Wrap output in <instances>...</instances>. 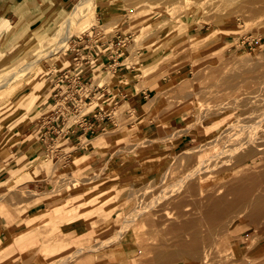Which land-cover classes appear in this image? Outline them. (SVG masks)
I'll use <instances>...</instances> for the list:
<instances>
[{"label":"rangeland","instance_id":"obj_1","mask_svg":"<svg viewBox=\"0 0 264 264\" xmlns=\"http://www.w3.org/2000/svg\"><path fill=\"white\" fill-rule=\"evenodd\" d=\"M61 1L48 0L46 3L44 0L37 3L36 11H28L27 24H39L23 29L19 37L3 47L0 64L18 44H26L29 55L40 49V41L50 38V32L58 27L78 0ZM94 1L92 9L76 23L77 29L82 28L74 33L66 49L57 55L43 57L34 73L31 70L17 80L14 83L17 91L5 103V115L0 123V205L9 211L10 218L2 215L7 225L0 229V264H80L82 257H88V264H146L151 254L152 238L162 237L163 241L160 240L163 243L170 241L171 244L178 237V233L174 235L167 229V233L162 231L165 225L160 226L159 223L164 222L165 215H181L187 207L199 214V205L203 201L198 195V188L200 191L205 189L204 193L208 190L212 196L231 199V193L225 188L229 180L234 181L233 178L245 168H251L253 174L252 167L263 163V160H259L252 164L254 160L247 157L244 163L236 165V157L243 155L247 149L238 151L233 157L228 152L230 148H236L242 142L240 138H245L254 127H257L256 138L259 137V144H262L258 148H264V121L260 122L264 104L256 102L255 98L252 101L256 102L255 105L250 103L252 96L264 94V89H261L264 87L263 10L245 13L247 8L235 2L225 1L224 4V0H206L208 4H205V0H192L193 5H190L193 3L191 0H168L171 3L149 0L151 4L146 3L147 6L144 2V6L142 3L137 5V0ZM226 5L230 8H226ZM99 12L110 19L99 20ZM95 27L99 35L96 37L93 34V41H105L119 30L125 39L122 46L124 55L119 59L118 66L133 68L137 78L143 77V81L137 85L138 91L145 88L153 90L149 98L140 104V110L132 109L126 102L114 106L112 97L107 99L104 105L113 108L111 112L115 126L98 133L89 142L94 148L78 152L69 162L62 159L56 161L51 150H48L46 155L39 153V157L32 162L27 152L18 154L16 142L29 134L27 130L40 115V107L43 109L48 105H42L49 98L47 73L68 67L72 42L86 38L85 35L92 34ZM128 34L130 38L126 37ZM7 36L5 32L0 37V51ZM234 57H238V61ZM34 77L37 79L35 85L40 87L31 110L13 108L22 97L27 102L25 98L31 91ZM114 81V76L105 72L95 76L94 84L104 86ZM175 85L178 88L176 92L173 89ZM111 92L113 97L117 93ZM95 105L96 101L92 100L88 105H79L78 109L83 112L93 109ZM253 105L257 107L254 109ZM128 112L130 114H126ZM249 115H253V118L251 116L247 120L245 117ZM141 116L144 120L136 118ZM76 119L79 117L72 121ZM148 123L157 124L160 130L169 131L168 134L174 133L168 139L166 135L145 136L143 128ZM184 135L196 142L177 152L161 151L160 145L171 146L176 141L174 137L179 139ZM99 136L104 140L97 147L95 138ZM28 140L32 141V137ZM62 145L57 143L55 148ZM188 151L194 152L189 157L195 156L196 159L180 160ZM197 160H205L203 170L207 172H200L197 179L195 176L191 183L189 181L193 187L187 184L175 195L174 191L184 173H188L191 167L193 169ZM221 160L224 163L228 161L222 165ZM42 171L47 183L43 191L37 193L27 188L24 183L28 180H42ZM132 171L141 173V176L132 177L129 174ZM149 173L153 175L146 178ZM257 179L262 180L255 189L250 190L249 195L251 198H264V177ZM41 201H45V204L40 209H33ZM154 201L161 204L145 213V216L149 214L146 219H152L148 225L136 226L143 224L136 220L123 233L120 231L123 219L139 209L148 208L149 203ZM238 216L222 219L213 229L211 227L214 225L207 228L205 219H189L192 223H186L188 219H183L184 222L182 218L178 219L177 222L186 223L191 228V225L201 222L198 226L200 230L195 229L198 230L195 234L201 235L200 252L192 258L179 255L172 260L173 263H169L264 264V217L252 220ZM184 233H179L183 240L187 237L184 235L188 234ZM22 236H33L37 249L17 255L14 244ZM245 236L248 237L246 240ZM240 241L244 243L239 244ZM77 249L83 253L73 259L67 257ZM176 250L175 246L170 247V251ZM206 250L211 254H206ZM201 252L206 255L204 261ZM115 253L117 257L113 255ZM151 260L149 257L148 262Z\"/></svg>","mask_w":264,"mask_h":264},{"label":"bare ground","instance_id":"obj_2","mask_svg":"<svg viewBox=\"0 0 264 264\" xmlns=\"http://www.w3.org/2000/svg\"><path fill=\"white\" fill-rule=\"evenodd\" d=\"M148 1L149 0H137V2H138L137 5H139V3L144 2L145 6H147L146 3H148ZM150 1L152 2L153 0H150ZM160 1H162V0H159V2ZM166 1H168V0H166ZM175 1L176 0H174V2ZM195 1H197V0H195ZM198 1H201V0H198ZM225 1L229 2V3L235 2V4L238 3V4L241 5V7L243 6V7L247 8V11H245V13L248 12V11L249 12L250 11H252V12L256 11L257 13L262 11V10L264 11V0H224V2H223L224 4H225ZM94 2H95L94 0H78L76 3H74L72 8L70 9L69 13L67 14V16H65L64 19L59 23L58 27L55 30L50 32V34H49L50 38H48L47 40L40 41V45L41 46H40V49H38V51H36V53L29 55V52L26 51V44L25 45L18 44V45L13 47V49L10 52L9 56H7L6 59L3 61V63L0 64V123L2 121V118L5 115V114H3V112H4L3 110L6 108L5 103L15 93V91H17V90L14 89V83L17 80L19 81V79H21L25 75L29 74V72L31 70L34 73V69L37 67V65L39 64V62L41 61V59L43 57H46V56L49 57V56L57 55L58 52L63 51L64 49H66V47L68 45V42L72 39L74 33L76 34L82 28L81 27L80 29H77L76 28V23L78 22V20L80 18H82L84 15H86L92 9V5H93ZM168 2H170V1H168ZM192 2L193 3L190 4V5L194 4V1H192ZM204 2H205V4H208V3H206V0ZM210 2H212V1H210ZM217 2L218 1H216V4L218 5ZM144 3H142L141 5L144 6ZM154 3H155V1H154ZM180 3H181V1H180ZM187 3H188V1H186V4ZM199 3H201V6H203L202 2H199ZM229 3H228V5H229ZM132 4H134V3H132ZM186 4H184V5H186ZM229 6L226 5V8L229 7ZM233 7H234V4H233ZM124 8H126V6ZM242 8H240V9H242ZM233 9L235 10V8H233ZM240 9L238 8L237 10H240ZM254 14H256V13H254ZM24 26H25L24 22H19L18 25L14 26L11 29L10 33H9V36H8L9 40L4 46H8L9 42H12L11 38L16 36V34H17V32L19 30H23ZM3 47H2V50L0 51V57H1V54H2V51H3ZM234 58H236V57H234ZM237 58L235 60H237ZM246 59H248V58H246ZM244 60L245 59H243V61ZM251 60H253V59H251ZM256 78H257V76H256ZM33 79H35V81H33L31 83V85H30L31 91L28 94L26 93L27 96H26L25 99H27V102H25L24 97H22L21 99H19V100H17L15 102L13 108L23 107V109L27 110L28 112L31 110V108L33 107V105L37 101L38 91H39L38 88L40 87L39 85H35L37 79L35 77ZM175 82H177V80H175ZM46 84H45V86H46ZM24 85H25V83H24ZM261 87L262 86L260 85V88ZM261 89H264V87H262ZM248 95H249V97H251L250 93H248ZM259 96H260V99H259ZM259 96L258 95L252 96L251 99L248 97L250 99V103H252L253 99L255 98L256 102H259L261 105L264 104V94L263 95L260 94ZM255 101H254V103H256ZM254 103H252V104H254ZM258 104H256L258 107H262V106H260ZM254 105L252 107H254ZM256 107H254V109ZM251 116L253 118V115L246 116L245 118L247 120H250ZM260 116H261V118H260L261 121L260 122L264 121V113H262ZM257 123L258 122H256V124ZM256 128L257 127H254L252 129H250L249 130L250 133L246 137L243 136L245 138H240L241 141H242L241 142L242 144L241 143L240 144L242 146H239L240 144H238L239 147L238 146L236 148L232 147V145L234 146V144H237V143L240 142V140H238L237 143H234V144L231 145L232 148H230L228 152H229V155L231 157H233L235 154H238L237 153L238 151H242L243 149H247L246 151L244 150L245 152L243 153V155L239 154L236 157V161H237L236 165H239V163H244L243 160H244V158H247V157H250V158H252L254 160L252 162V164L255 163V162H258L259 160H263V163L260 166L256 164L255 166L252 167V170L254 172L253 174L250 172L251 168H245V169L242 170V172H240L239 174H237L236 177L233 178L234 181L233 180L232 181L229 180V182H231V183L228 182V185L226 184L225 188L228 191V193L229 192L231 193V195H232L231 199L224 200L221 197H216V195L212 196L211 193H208L209 192L208 190H207V192H206L207 194H206V193H204L205 189H204V191H202V190L200 191V189L198 188V190H199V191H197L199 193L198 195H199V197L202 198L201 200L203 201V204L199 205L200 206L199 207V209H200L199 210V214H195V213H193V211L188 210V207L186 206L187 208L184 211L185 213H182V214L180 213L181 215H179V214H173L172 216H166L165 215V219L163 220L164 221L163 223H159V219H158V223H159L160 226L162 224H163V226L165 225V227H164V229H162V231L164 230L165 233H167V232L171 233L172 232V233H174V235H177V233H178V235H177L178 237H176L177 238L176 241L171 242V244H170V241L166 242V244H165V242L163 243L162 242L163 241L162 237L160 238L162 241L158 238L160 240V242H158L159 240L157 238H155V237L152 238L153 240L157 239L158 241L156 240L155 242H153V240H152L153 243L151 242V246L149 245L150 246L149 253L151 252V254H150L151 256L149 255L147 259L149 261V257H150V260L151 259L152 260L150 261V263L148 261L145 262L146 264L147 263L152 264L153 262H156V264H168L169 261L173 263L172 260H174L176 257H179V255L188 256V257H191V258H192V256H195L196 253L198 255V252H200L198 250V248H200V239H201L200 236L201 235L200 236L196 235L195 233L198 230H195V229L197 228V229L200 230V228L198 226H199V224H201V222L199 224H197V222H196L197 226H196V224H193V225L196 226V227L194 226V229H193V225H191L192 228L189 227L190 225H188V227H189L188 228L185 224L187 222H189V223L191 222V221H189V219H192L193 221H195V219H200V220L205 219V222L208 223L207 224V228L209 227V225H210V227L214 225L213 227H211L213 229L218 223H220L222 221V219H226V218H228L230 216L232 217L234 215L235 216L239 215L238 217H240L241 219H242V217L243 218L246 217V218L252 219V220L253 219L254 220L255 219H262V217H264V209H263L264 208V198H262V196L251 198L250 195H249L250 190L255 189V186H258L260 184V181L262 180V179H260V181H259V179H257V178L260 177V176H262V178L264 177V148H262V149L258 148V146H262V144H259L261 142V141L258 140L259 137H258V139L256 138V136H257V134L255 132ZM263 135H264V133H263ZM263 135H262V137H263ZM95 139H96L95 140V144L97 145V147L100 146V144H102V141L104 140L101 136L96 137ZM242 139H244V140H242ZM263 140L264 139H262V141ZM192 153H194V152H189V151L185 152L184 156H182L181 158L179 157V158H180V160H184V159L192 160L195 157V156L193 158L189 157L190 155L193 156ZM258 155H259V157L256 158V156H258ZM216 157H217V155H216ZM216 157H215V159H216ZM194 159H196V158H194ZM228 159H229V157H228ZM180 160H178V161H180ZM218 161H219V158H218ZM231 161H232V158H231ZM76 163H78V162L76 161ZM76 163H74V164H76ZM204 163H205V160H201V161L197 160V163L194 164L193 169L191 167V169H190V171H188V173H184L183 179L181 181H179V183H178L179 185L177 184L178 188L174 191L175 195L176 194L178 195L180 193V191H181V188L187 186V184H189L190 180L195 179V176H196V179H197V177H199L198 175L201 174L200 172H207V171L203 170L204 169ZM225 163H224V161H222L221 164L223 165ZM208 164L210 166V163H208ZM221 164H219V165L221 166ZM206 165H207V163H206ZM227 165H228V163H227ZM233 165H235V164H233ZM257 166H259V169H257ZM208 169L209 168L207 166V170ZM255 170L257 171V174H255V172H256ZM190 183H191V181H190ZM189 185H192V184H189ZM192 187H193V185H192ZM190 189L192 191V188H190ZM190 189H188V190H190ZM201 189H203V188H201ZM207 189H209V187ZM191 191H189V192H191ZM191 193L194 194L193 191ZM168 197H170V195ZM160 198H163V197H160ZM155 201L153 203H151L152 202L151 201L149 203V205H148V208H143L142 210L139 209L134 214L130 213L125 218V220L124 219L122 220L123 228L120 231H122V233H123V231H125L127 229V226H129L131 222L136 221V220L139 221V222L141 221L143 223V224H138L136 226L142 225L140 227H145L146 225H148L147 223H149V221H152V219H146V217L149 216V214L145 216V213H147L148 210H150V212H151L157 205L159 207V204H161V203H159L160 201L159 202H155ZM191 209H193V207ZM144 216H145V218H143ZM135 217H136V219H134ZM141 217L143 219H141ZM137 218H139V219H137ZM181 218H182V220L183 219H188V220L187 221H185V220L182 221V222L185 221L186 222L185 224H182L181 221H178L179 223H181V224H178L177 220L178 219L180 220ZM155 221L156 220H154V222ZM158 223L156 221V224H158ZM151 224H152V222H151ZM151 224H149V228H150ZM153 226H156V225L153 224ZM220 227L221 226H219V229H221ZM165 229H167L166 230L167 232L165 231ZM208 229H206V230H208ZM184 232H186L188 234L184 235V234H186ZM165 233H161V234L164 235ZM179 233H184L183 235L187 236L186 239L183 240L184 237H182V238L179 237V235H181ZM161 234H160V236H162ZM166 241H168V239H166ZM36 243H37V241L34 240L33 236H22V237H19L18 239H16L15 244H14L16 246V251H18V253H19V254L17 253V255L24 254L27 251L36 248ZM167 243H169V244H167ZM203 244H204V242H203ZM171 246H173V247L175 246V248H177L178 250H176L175 252L170 251V247ZM203 248H204V246H203ZM208 248L209 247H207V249ZM202 250L204 251V249H202ZM205 252H206V254L210 253V251L207 253V250ZM81 253H83V251L81 249H77V251H73L67 257L73 259L74 256L77 257V255H79ZM202 253L203 252H201V254ZM152 254H153V257H152ZM113 255L115 257H117L116 253L113 254ZM201 256L203 258L202 260L204 261V257L206 255H204V253H203ZM195 257H197V256H195ZM177 261H178V258H177ZM153 264H155V263H153Z\"/></svg>","mask_w":264,"mask_h":264},{"label":"crops","instance_id":"obj_3","mask_svg":"<svg viewBox=\"0 0 264 264\" xmlns=\"http://www.w3.org/2000/svg\"><path fill=\"white\" fill-rule=\"evenodd\" d=\"M43 1L44 0H0V37H2V35L5 32H7L8 36H9L11 29L14 26L18 25L19 22L25 23V26L23 29L30 28V27L35 26L36 24H39V22H37L36 24L34 23L33 25L27 24V22H28L27 18L30 16V15H28V14H30V12H28V11L30 9H33V11H36V9L38 8L37 3H42ZM52 1L62 2L61 0H59V1L52 0ZM45 2L48 3V0H45ZM65 2L67 3V1H63V3H65ZM26 13H27V16H26ZM23 14L25 15V17ZM98 19L103 20V19H110V18H106L104 13L99 12ZM14 23H16V24L13 26ZM21 32H22V30H19L17 32L16 36H14L11 39H15V37H17V36L19 37ZM118 32H119V30L116 32V34H114L112 36L119 35ZM93 34L96 37L99 35V32L97 31L96 27L92 31V34H86L85 35L86 38H82V39H79V41L77 40L75 42H72L73 47L71 49H74L76 47H78V48L85 47V49L89 48L91 50L92 55L94 57L98 58V61L95 65L96 67L92 68V71L89 72V74L93 80H95L96 75H98V74L101 75L105 72H109L111 75L114 76L115 81L110 83L109 86L107 87L108 93L106 95L107 96L106 100L112 97V104L113 105L116 103L117 106L119 104L121 106L124 102H126L132 109L140 110V104H142L144 101H146L149 98V95L153 89L145 88V89L138 91L136 89L137 85L143 81V77L137 78L134 75V69L133 68H129L128 66H125V65H121V66L119 65L118 66L119 59L123 58L122 56L118 55L120 53L119 50L120 49L123 50L122 46L119 44H116V45H118V48L109 47V45L103 40L93 41V39H92ZM8 36H7V39L5 40L4 44L2 45V47L8 42ZM98 43H103V46H101ZM71 57H72V53L69 55V59H68V65L69 66L68 67L61 69V70L58 69L56 72H53V73L51 71H49L47 73V76H48L47 79H49V87H50L49 98L42 104L43 106L46 105L47 103L49 104V102H52L54 93L52 91L53 88H52L51 84L53 83L55 78L60 77L61 73H63L64 71L70 70V68H71ZM87 78H89V77H87ZM148 80H150V79H146V81H148ZM173 89L175 92L178 90L176 85L173 87ZM111 91H117V93L114 97H113V95H112L113 93ZM41 108H42V106L40 107V115H41V110H42ZM145 108L147 109V105L145 106ZM39 116L37 117V119H35L33 125L27 130V132H29V134L27 136L21 138L20 141L16 142V147H17V149H19L18 154H25L27 152L29 154V156L32 157V159H31L32 162L36 158L39 157L38 156L39 153H42V155H46L47 151L50 150V148H47L46 143H42L36 139V134H37L39 126H40V123H39L40 120L38 119ZM136 118L140 119V120H144V117H142V116L136 117ZM171 129H173V128H170V130ZM168 132L166 133V131L160 130L158 128V125L154 124V123L145 124V126L143 128V134L145 136H151V137L153 135L156 136V134H157V136L158 135L159 136H162V135L165 136L166 135V137L168 139L174 133V132H172V134H170V133L168 134ZM99 133H101V132H99ZM77 134H78V131H76V133L73 135V137L70 140H65L63 142L58 143V144H63V145L59 148L56 147L55 152L52 153L53 159L54 158L56 159L57 155L61 156L62 153L65 154V153H68L70 151L75 150L76 143L79 139V136L78 137L76 136ZM30 137H32V141L28 140V138H30ZM174 138L176 139V141L171 146L169 144L160 145L159 147L162 148L161 151L167 152V153L177 152V151H180L182 149H185L186 147H188L191 144H193L194 142H196L195 139H191L187 135H184V136L180 137L179 139H177L178 137H174ZM24 143H27V144L24 145ZM55 146H56V144H55ZM91 148H94V147L92 145H88L85 150H78L75 152V154H77L80 151H87ZM66 149H69V150L66 151ZM150 160H152V162H153V159H150ZM56 161H59V160L56 159ZM134 172L129 173V174L132 175V177L141 176L140 175L141 173H138L137 171H134ZM1 174H0V177H1ZM152 175H153V173H149L146 176V178H149ZM41 176H42V180H38V179L37 180H28L24 184L30 190H35L37 193H41L43 191V188L47 186V183H45L46 178H45L44 171H42ZM24 184H22V185H24ZM44 204H45V201H41L38 204H36L33 207V209L34 208L40 209L41 206ZM0 214H1L0 215V229H4L7 225V221H6V219H4L3 216L10 218V213L2 205H0ZM245 237H246L245 238V240H246L248 237L247 236H245ZM242 243H244V242L243 241L239 242V244H242ZM88 262H89L88 257H82L80 259V264H88Z\"/></svg>","mask_w":264,"mask_h":264},{"label":"built area","instance_id":"obj_4","mask_svg":"<svg viewBox=\"0 0 264 264\" xmlns=\"http://www.w3.org/2000/svg\"><path fill=\"white\" fill-rule=\"evenodd\" d=\"M126 37L130 38L131 35L128 34ZM124 39L119 34L107 38L105 42L109 47L118 48L116 44L123 46ZM98 44L103 46V43ZM119 51L118 55L123 56V50ZM71 53L70 70L61 73L60 77L55 78L51 84L54 93L53 99L41 110V115L38 118L40 126L36 134V139L46 143L47 148H50L53 153L56 149L55 144L70 140L78 131L76 136H79V139L75 150L56 156L57 160L62 159L66 162L74 157L76 151L85 150L90 145L89 142L92 138L99 132L103 133L111 126H115L114 115L111 112L113 108L110 109L104 105L109 85L94 84V80L89 74L92 68L96 67L98 58L94 57L91 50L85 49V47L71 49ZM92 100L96 101L93 109L83 112L78 109L79 105H88ZM115 105L117 104L115 103ZM126 114H130V112ZM77 117L79 119L72 121Z\"/></svg>","mask_w":264,"mask_h":264}]
</instances>
